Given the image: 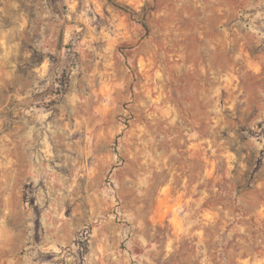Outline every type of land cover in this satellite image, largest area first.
Here are the masks:
<instances>
[{
    "label": "rangeland",
    "instance_id": "374dc122",
    "mask_svg": "<svg viewBox=\"0 0 264 264\" xmlns=\"http://www.w3.org/2000/svg\"><path fill=\"white\" fill-rule=\"evenodd\" d=\"M0 0V264H264V0Z\"/></svg>",
    "mask_w": 264,
    "mask_h": 264
},
{
    "label": "trees",
    "instance_id": "16d2710c",
    "mask_svg": "<svg viewBox=\"0 0 264 264\" xmlns=\"http://www.w3.org/2000/svg\"><path fill=\"white\" fill-rule=\"evenodd\" d=\"M50 7L54 12H57V10L55 9V2L53 0H50Z\"/></svg>",
    "mask_w": 264,
    "mask_h": 264
}]
</instances>
